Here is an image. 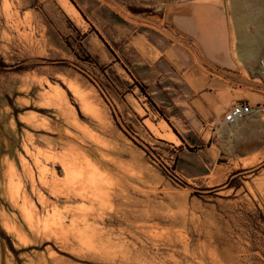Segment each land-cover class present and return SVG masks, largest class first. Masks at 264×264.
<instances>
[{"label": "rangeland", "instance_id": "374dc122", "mask_svg": "<svg viewBox=\"0 0 264 264\" xmlns=\"http://www.w3.org/2000/svg\"><path fill=\"white\" fill-rule=\"evenodd\" d=\"M190 4L257 53L241 90L264 94V0H0V264H264V98L181 133L150 85L125 97L141 61L157 74L158 50L194 41L172 19Z\"/></svg>", "mask_w": 264, "mask_h": 264}, {"label": "crops", "instance_id": "0c3cea01", "mask_svg": "<svg viewBox=\"0 0 264 264\" xmlns=\"http://www.w3.org/2000/svg\"><path fill=\"white\" fill-rule=\"evenodd\" d=\"M172 19L183 32L193 36L194 41L170 43L166 44L163 51L158 50L157 53L163 60L157 74L152 68L153 59L141 61L138 71L144 80H139L131 73L133 79L130 78L131 88H128L130 92L125 95L128 101L135 99L139 103L134 94L140 90L138 83L143 82L150 87L146 89L141 85V96L146 98V92L152 94L154 102L167 111L168 118L177 129L179 125L187 124L193 125L199 131L208 124L222 119L224 113L235 102L244 101L253 106L262 103L264 94L260 89L259 92L251 91L252 89L241 90L246 78L243 74L244 68L238 64L245 58L258 59V55L245 54V58L236 56L231 46L230 28L220 22V12H217L215 7L200 4L180 6L179 12L174 13ZM240 21L241 18L236 16L237 26L242 29L243 23ZM240 39L241 45H246L245 33H242ZM120 71L117 70V73L120 74ZM155 75H158V83H162L157 89L151 86ZM254 84L250 82L252 87ZM107 90L112 102L120 106V100L124 99L120 96L119 88H115V91ZM179 131L183 133L180 129ZM182 136L187 142L184 134ZM197 137L204 139L202 132ZM168 141L171 146L179 147L180 152L184 151L185 145L184 148L180 146L184 144L181 140L179 143L174 140ZM258 142L256 145H259ZM258 154L261 156L262 152Z\"/></svg>", "mask_w": 264, "mask_h": 264}, {"label": "built area", "instance_id": "2783aa9c", "mask_svg": "<svg viewBox=\"0 0 264 264\" xmlns=\"http://www.w3.org/2000/svg\"><path fill=\"white\" fill-rule=\"evenodd\" d=\"M260 107L250 105L244 101H238L232 104L229 109L225 112L224 122L226 123H236L244 118L259 112Z\"/></svg>", "mask_w": 264, "mask_h": 264}, {"label": "bare ground", "instance_id": "6f19581e", "mask_svg": "<svg viewBox=\"0 0 264 264\" xmlns=\"http://www.w3.org/2000/svg\"><path fill=\"white\" fill-rule=\"evenodd\" d=\"M235 2L236 1H238V0H234ZM244 1V0H243ZM67 4H68V2L66 1V2H64V7L67 9ZM72 9H74V8H72ZM75 10V9H74ZM76 11V10H75ZM260 63H261V66H263L264 65V61H260ZM54 88V87H53ZM53 90V89H52ZM54 91H55V93H54V95H53V100L55 99V100H57L58 102H64V101H66L67 102V100H65L66 98V96L63 94V92L61 91V89L59 88V85L58 86H55V88H54ZM76 91V90H75ZM76 94H78V93H76ZM79 96V95H78ZM50 97V96H49ZM51 98V97H50ZM173 136H174V134H173ZM55 160V159H54ZM60 163H61V166H62V169H63V171L66 173V174H68L69 173V171H70V166L68 165V163L67 162H65V161H62V160H60ZM87 165H89V164H87ZM91 165V164H90ZM93 167V166H92ZM46 168V167H45ZM72 168V167H71ZM93 168H95V167H93ZM48 169V168H47ZM92 169V168H91ZM45 170V169H44ZM95 170V169H94ZM97 170H99V169H97ZM83 172V171H82ZM86 172V171H85ZM76 192H78V191H76ZM82 193H83V191H82ZM16 202V201H15Z\"/></svg>", "mask_w": 264, "mask_h": 264}, {"label": "trees", "instance_id": "16d2710c", "mask_svg": "<svg viewBox=\"0 0 264 264\" xmlns=\"http://www.w3.org/2000/svg\"><path fill=\"white\" fill-rule=\"evenodd\" d=\"M134 10L136 11H147V10H150V8H143V7H140V8H133ZM0 65L1 66H6V63L2 60L1 56H0ZM27 66H19L17 69H23V68H26ZM232 184V183H231ZM10 247L13 251L16 252V249L14 248V246L12 244H10Z\"/></svg>", "mask_w": 264, "mask_h": 264}]
</instances>
